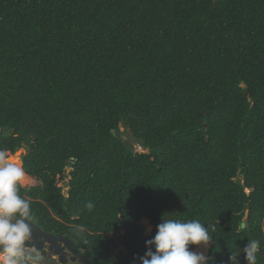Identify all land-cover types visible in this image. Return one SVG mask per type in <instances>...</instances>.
<instances>
[{
  "label": "trees",
  "instance_id": "trees-1",
  "mask_svg": "<svg viewBox=\"0 0 264 264\" xmlns=\"http://www.w3.org/2000/svg\"><path fill=\"white\" fill-rule=\"evenodd\" d=\"M20 150L30 221L87 264H138L163 214L209 226L211 264L250 239L264 264V0H0Z\"/></svg>",
  "mask_w": 264,
  "mask_h": 264
},
{
  "label": "clouds",
  "instance_id": "clouds-1",
  "mask_svg": "<svg viewBox=\"0 0 264 264\" xmlns=\"http://www.w3.org/2000/svg\"><path fill=\"white\" fill-rule=\"evenodd\" d=\"M25 176L22 166L0 152V264H39V256L29 251L32 218L29 200L19 195ZM88 210L94 205H85ZM164 215V214H163ZM156 226L155 235L145 241L143 256L134 257L138 264H211L212 257L201 249L213 244L209 226L199 220L165 219ZM149 225V224H148ZM195 246L196 250H190ZM261 250L259 240L250 239L228 256V264H257Z\"/></svg>",
  "mask_w": 264,
  "mask_h": 264
},
{
  "label": "water",
  "instance_id": "water-1",
  "mask_svg": "<svg viewBox=\"0 0 264 264\" xmlns=\"http://www.w3.org/2000/svg\"><path fill=\"white\" fill-rule=\"evenodd\" d=\"M116 137H119L116 134ZM125 141V146L129 148L130 144L125 137H122ZM141 145L140 142H138ZM76 161L72 159L70 161L69 167H71ZM67 185L65 184V187ZM31 226V237L28 241L29 251L39 256V264H67V261L63 258V255L68 253L73 257L78 256V249L74 242L64 236H54L52 234H47L42 231L33 222L29 221ZM246 225L242 223L241 229H244ZM210 245L207 247L206 255L209 256ZM81 264H87L83 261Z\"/></svg>",
  "mask_w": 264,
  "mask_h": 264
},
{
  "label": "rangeland",
  "instance_id": "rangeland-1",
  "mask_svg": "<svg viewBox=\"0 0 264 264\" xmlns=\"http://www.w3.org/2000/svg\"><path fill=\"white\" fill-rule=\"evenodd\" d=\"M121 131H123V128L120 129ZM133 148L135 149V152L136 153H142L143 150L140 148L139 145H133ZM24 153V150H20L17 152V154L15 155L14 158H12V160H14L16 163H18L20 166H21V155ZM20 185L23 186V187H26L28 185L27 182L23 183V182H20ZM65 192V190H64ZM141 226H142V230H143V234L144 236L148 237L151 235V232L153 230V227L150 225H148V222H144V220L141 221ZM82 258V256H77V259Z\"/></svg>",
  "mask_w": 264,
  "mask_h": 264
},
{
  "label": "flooded vegetation",
  "instance_id": "flooded-vegetation-1",
  "mask_svg": "<svg viewBox=\"0 0 264 264\" xmlns=\"http://www.w3.org/2000/svg\"><path fill=\"white\" fill-rule=\"evenodd\" d=\"M63 258L67 261V264H81L84 261L80 257L77 259V256L73 257L68 253L64 254Z\"/></svg>",
  "mask_w": 264,
  "mask_h": 264
}]
</instances>
